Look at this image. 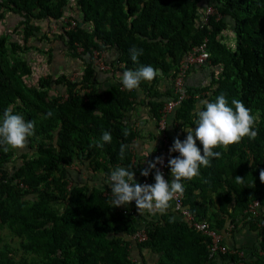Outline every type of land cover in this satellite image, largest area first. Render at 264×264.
I'll return each instance as SVG.
<instances>
[{
  "label": "trees",
  "instance_id": "1",
  "mask_svg": "<svg viewBox=\"0 0 264 264\" xmlns=\"http://www.w3.org/2000/svg\"><path fill=\"white\" fill-rule=\"evenodd\" d=\"M209 5L217 13L204 24ZM12 15L14 28H0V118L13 106L35 122V133L23 150H0V264H147L135 259V250L142 258L144 250L155 253L154 264H264V0H0V23ZM64 17L77 25L67 29ZM206 38L210 60L198 66L208 68L210 77L200 85L185 80L186 97L173 110L175 120L195 129L196 106L223 94L229 106L240 100L257 116L258 132L227 151L214 149L219 158L182 181L184 205L198 220L222 233L248 226L256 235L253 244L213 255L211 238L171 208L145 221V241H133L131 235L142 228L139 215L112 207L106 184L114 168L134 165L140 137L131 115L136 103L159 121L166 103L176 98L181 60ZM55 43L81 61L75 78L34 74V52L47 53L50 64ZM133 45L143 49L138 63L130 57ZM95 50L108 53L110 69L98 67ZM140 65L159 74L138 89H123L117 75ZM137 90L145 94L140 102ZM48 111L53 116L45 118ZM104 131L112 141L96 147ZM121 144L127 145L123 160ZM197 146L202 152L198 140ZM170 174L167 166L169 182ZM154 176L152 169L137 182L153 184ZM255 200L257 216L249 210ZM7 236L17 238L20 248Z\"/></svg>",
  "mask_w": 264,
  "mask_h": 264
},
{
  "label": "clouds",
  "instance_id": "2",
  "mask_svg": "<svg viewBox=\"0 0 264 264\" xmlns=\"http://www.w3.org/2000/svg\"><path fill=\"white\" fill-rule=\"evenodd\" d=\"M131 60L138 63L139 56L143 55V49L133 45L129 49ZM159 74V70L151 65H140L135 70H125L117 75L123 89L132 91L138 89L142 81L151 82ZM229 106L226 97L221 94L214 102L201 100L196 106L193 115L195 117L192 127H185L182 131L187 132L182 141L179 137L174 139L169 152H178L179 155L168 160L171 173V182L165 179L163 173L157 168L162 164L161 157L155 161H149L148 167L141 170V175L147 177L152 169H155V183L142 184L135 180V173L126 167L117 166L107 177L106 184L111 186L112 207L128 205L135 201L137 212L150 216L165 214L170 208V202L177 194L184 192L182 181L192 180L200 175V168L210 167L213 158H219L220 152L214 151L222 148L227 151L232 144H237L244 137L254 140L258 132L254 130L257 116L240 100L233 99ZM234 106V107H233ZM97 115H102L97 112ZM53 116L48 111L45 118ZM35 133V122L26 121L24 117L14 111V107H6L0 118V150L7 153L10 150H23L28 145V140ZM124 135H128L127 129ZM159 135V133H157ZM102 142H97L96 147L102 148L104 143H111L112 136L109 131H104L101 136ZM197 140L203 146V150L197 146ZM127 145L121 144L119 158H125ZM154 149V141L148 148L149 154ZM260 180L264 182V171L260 172ZM243 178L236 176V182L242 183Z\"/></svg>",
  "mask_w": 264,
  "mask_h": 264
},
{
  "label": "crops",
  "instance_id": "3",
  "mask_svg": "<svg viewBox=\"0 0 264 264\" xmlns=\"http://www.w3.org/2000/svg\"><path fill=\"white\" fill-rule=\"evenodd\" d=\"M16 18L14 15L10 16L6 22H4V25L1 29H7L8 27H13L15 25ZM2 22L0 23V25ZM57 28V23L53 24L52 31H55ZM54 51H53V61L46 69L47 72H58L55 70V63L57 62V59L61 60L65 58L66 64H64V67L66 66L69 68L68 64H71L70 67L75 66V71L78 75V71L80 67L82 66V63L79 59H73L68 55L66 51L63 50V47L61 43H55L54 44ZM46 47L45 44H41V48ZM33 58V56H32ZM109 55L106 52V61L109 59ZM47 60V56L46 59ZM57 64V63H56ZM74 68V67H73ZM66 73V72H65ZM69 74V73H68ZM71 75V74H70ZM186 82L188 85H197V84H204L206 80H208V77H210L208 68H205L204 70L200 69V66L195 65L193 67H190L186 74ZM72 76V75H71ZM108 76V75H107ZM137 94V101H141L145 94L141 90L136 91ZM132 119L135 121V128H137L140 131V137L136 140L133 153H134V165L130 171L135 173V177L141 178V170L148 167L149 161H155V152L160 145V142L162 140V136L159 132V121L156 120L154 117H152V114L150 112V108L143 104L136 103L135 109H132L131 111ZM166 126H167V133L170 135V138L172 142H174V139L179 137L182 141L186 138L187 132L182 131L186 127L185 124L181 120H175V113L172 111L168 114L166 119ZM159 133V135H157ZM154 141V149L152 152L148 151L149 146ZM174 156H178V152L173 153ZM84 176L86 177L88 174L86 172H83ZM171 174H170V182H171ZM170 208L171 210H175V206L173 202H170ZM123 208H133L137 211L135 201L131 202L128 205L122 206ZM169 211V209L167 210ZM139 215V219L141 220V227L145 226V221L152 219V218H159L161 214H157L155 216H150L149 214L145 213L143 215ZM224 234V241L225 243L232 247L234 245L236 246H242V245H250L255 243L256 241V235L249 229L248 226L243 227L240 231L232 232L230 227L227 229V231H223ZM143 253L145 254L144 258L141 257V253H139L138 250H135V259L136 260H142L146 261L147 264H154L155 259L157 255L149 250H144Z\"/></svg>",
  "mask_w": 264,
  "mask_h": 264
},
{
  "label": "built area",
  "instance_id": "4",
  "mask_svg": "<svg viewBox=\"0 0 264 264\" xmlns=\"http://www.w3.org/2000/svg\"><path fill=\"white\" fill-rule=\"evenodd\" d=\"M217 13L215 7L209 5L206 6L203 12V23L206 24L209 21L211 15ZM61 21L63 22L64 26L67 29H72L77 25V21L75 19H68L66 17L62 18ZM94 59L95 63L101 70H108L110 69L109 64L106 62V53H102L99 50L94 51ZM210 60V53L207 49V38L206 40L199 46H195L192 50H190L185 57L180 62V71L179 75L175 80V91H176V98L169 100L163 110V116L159 120V132L162 136V140L160 145L158 146L155 152V158L161 157L163 160L162 164H157V168L163 173L165 179L167 177V166L168 160L173 155V153L169 152V149L172 145L171 140L167 133V126H166V119L169 113H171L175 108L181 105L184 98L186 97V90H185V80L186 74L190 67L194 65H203L208 63ZM156 171V170H155ZM136 182L140 180V178L135 177ZM143 184H149L148 179L142 180ZM175 210L179 211L189 222V224L193 225L197 230L202 231L204 234H207L211 238V255L217 252L226 253L228 250L230 251L228 245L224 241V234L217 229L210 226V223L207 220H198L196 216L184 205V194H177L176 197L172 200ZM260 202L259 200H255L249 207V210L254 215H259V208ZM124 212H132L135 213L134 209H126L123 208ZM138 214V212H137ZM262 225H264V216L262 217ZM148 238V234L144 227L140 228L131 235V239L136 242L145 241ZM242 254V253H241Z\"/></svg>",
  "mask_w": 264,
  "mask_h": 264
},
{
  "label": "rangeland",
  "instance_id": "5",
  "mask_svg": "<svg viewBox=\"0 0 264 264\" xmlns=\"http://www.w3.org/2000/svg\"><path fill=\"white\" fill-rule=\"evenodd\" d=\"M4 25V22H2V24L0 25V28H2ZM234 36H233V40H234ZM44 50L46 49V47H42ZM46 56H47V53H43V52H39V51H35L34 52V55H33V64L35 66V69H34V74H37L38 73H45L47 72L46 69L48 68L49 65L46 66L45 62H46ZM66 59L61 57V60L57 59V64L55 63V70L54 71H58V72H66V73H69L72 75L73 78H75L77 76V73L76 72H73L72 71H75V66L76 64H74V66L70 67L71 64H68L69 68H67L66 66L64 67V64H66ZM47 67V68H46ZM74 67V68H73ZM8 237V236H7ZM8 239L12 242V244L14 245L15 248H20L19 247V241L18 239L16 238H13V237H8Z\"/></svg>",
  "mask_w": 264,
  "mask_h": 264
}]
</instances>
